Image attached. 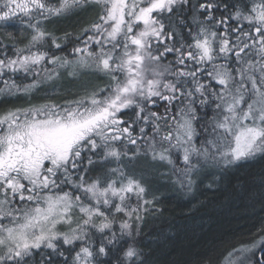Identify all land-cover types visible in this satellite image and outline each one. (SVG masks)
Returning <instances> with one entry per match:
<instances>
[{"label":"snow or ice","instance_id":"6c2138e0","mask_svg":"<svg viewBox=\"0 0 264 264\" xmlns=\"http://www.w3.org/2000/svg\"><path fill=\"white\" fill-rule=\"evenodd\" d=\"M256 204L264 0H0V264H264Z\"/></svg>","mask_w":264,"mask_h":264},{"label":"trees","instance_id":"16d2710c","mask_svg":"<svg viewBox=\"0 0 264 264\" xmlns=\"http://www.w3.org/2000/svg\"><path fill=\"white\" fill-rule=\"evenodd\" d=\"M95 15V12L94 11H90L86 14V16L88 18H91ZM71 22V21H70ZM149 178L150 179H155L157 180L158 178L156 177H152L151 174L149 173ZM154 181V180H152ZM153 183H156V182H153ZM169 203H167V207H169L170 209L173 210V212L175 213V215L177 216V218H179L180 214L181 213H186L189 211V207L190 206H187L185 204V202L179 198V197H173L170 201H168ZM261 206L260 204H256L254 208H249V209H239V210H236L234 209L233 210V214L235 216H240L242 213H245V212H248V213H255V215H252L248 218L247 220V228H250L252 229L253 231L255 230V227L258 226V219H259V216L261 215H264V213L261 212ZM159 223V222H157ZM237 223H245V221H237ZM199 251H202V249L200 248H193L189 251H187L185 253V257L186 259H191L193 261H195L197 259V256H196V253L199 252ZM161 261H163L164 257L161 256Z\"/></svg>","mask_w":264,"mask_h":264},{"label":"rangeland","instance_id":"374dc122","mask_svg":"<svg viewBox=\"0 0 264 264\" xmlns=\"http://www.w3.org/2000/svg\"><path fill=\"white\" fill-rule=\"evenodd\" d=\"M151 180H154V181H152V182H157V180H155V179H151ZM166 203H169V202H166Z\"/></svg>","mask_w":264,"mask_h":264}]
</instances>
